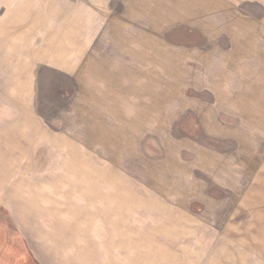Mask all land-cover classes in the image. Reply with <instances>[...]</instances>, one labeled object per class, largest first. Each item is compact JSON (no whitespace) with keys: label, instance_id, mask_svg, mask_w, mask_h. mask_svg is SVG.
<instances>
[{"label":"crops","instance_id":"crops-1","mask_svg":"<svg viewBox=\"0 0 264 264\" xmlns=\"http://www.w3.org/2000/svg\"><path fill=\"white\" fill-rule=\"evenodd\" d=\"M79 1L69 4V10L67 2L59 12L58 27L45 29L42 48L29 44L27 49L38 61H47L51 71L73 75L76 116L81 121L113 116L119 125H99V129L104 128L100 132L91 126L84 133L76 129L79 124L74 130H53L52 119L56 124L62 121L53 117L56 115L50 108L43 116L34 112L31 100L20 104L21 108L17 104L10 123L0 128V203L10 206L16 224L10 239H22L33 249L32 238L19 226L18 218L34 216L37 201H51L46 194L52 183L77 185L81 196L85 186V198L92 202L91 216H108L104 211L100 214L98 203L101 199L111 202L114 193L99 194L97 186L100 178L114 185L115 167L107 164L100 171L97 157L104 145L110 153L131 154L145 148L144 154L157 155L155 160H162L171 171L174 195H181L191 208L196 203L193 207L197 212L227 201L221 193L218 197L213 194L212 185L235 193V198L228 200L231 208L238 209L233 214L241 209H263L264 177L259 180L258 167L264 154V11L241 16L236 24L227 23L225 32L231 48L226 49L219 40V30L212 29L205 18L198 20L206 17L211 0H153V17L147 15L146 0L134 1L133 5L130 0L121 12L104 1L91 0V21L86 22L84 4ZM163 8L167 14L171 13L168 8L190 10L188 21L199 26H184L175 33L180 35L177 40L190 45L164 46L163 26L168 22L162 18ZM39 13H30L32 31L44 21H53ZM136 21L150 24L152 33L136 29ZM194 29L198 35L190 37ZM62 117L65 120L66 114ZM174 127L185 138L174 140ZM200 128L203 141H199L203 144L190 138ZM147 134L156 136L155 140L146 141ZM210 138L219 143L231 140L234 146L223 150L208 144ZM147 144L153 149L155 145V149H147ZM36 154L42 156L41 167L33 162ZM51 168L56 181L51 180ZM196 171L208 174L209 182L196 176ZM239 176L261 182L263 187L254 185L239 198ZM117 239L119 246L128 248L129 229L119 230ZM80 255L85 262L82 249ZM22 260L5 262L26 264L27 260Z\"/></svg>","mask_w":264,"mask_h":264},{"label":"rangeland","instance_id":"rangeland-1","mask_svg":"<svg viewBox=\"0 0 264 264\" xmlns=\"http://www.w3.org/2000/svg\"><path fill=\"white\" fill-rule=\"evenodd\" d=\"M78 1L0 0V128L3 124L5 129L6 124L10 123L17 104L21 108L27 102L30 103V100L35 113L44 116L50 108L56 115L53 117L62 121L56 124L52 119L50 128L53 130H74L76 124H79L76 129H82L84 133L91 126L95 132H100L105 127H118L119 124L113 120V116L111 119L102 118L101 121L86 118L81 121V117L76 116L74 99L77 87L73 84V75L51 71L47 61H38L27 49L29 44L36 49L42 48L47 33L45 29L58 27L59 12L65 9V4L68 2L66 7L69 10L74 2L81 3ZM82 1L84 21H91V9L88 7L91 0ZM100 1L121 12L130 0ZM134 1L139 0H131L132 5ZM222 1L224 0H211V4L207 2V15L198 17V20L205 18L207 22H211V28L219 30L222 45L230 49L229 37L225 32L227 23L234 24L235 21L236 24V20L241 16L264 11V0H225V3ZM152 2L154 1L146 0L145 10L147 15L151 14L153 17ZM181 9L183 8H168L167 12L171 13L167 14L163 8L162 18L164 22H168L167 26H163L162 34L166 47L173 44L190 45L188 42L181 43L177 40L180 35L175 33L184 26H199L188 21L190 10ZM31 12H42V16L51 17L53 21L47 24L44 21L32 31ZM177 16L182 19H177ZM136 22V29H142L147 34L152 33L150 24ZM35 23L37 25L39 22ZM195 30H191L193 33L190 37H197L198 32ZM62 114H66L65 120ZM95 115L101 116L97 113ZM99 125L104 128L99 129ZM176 130L177 127H174V140L185 138ZM196 133V136L190 138L203 144L199 141L202 129ZM155 138L156 136L147 134L146 141H154ZM209 142L210 145L223 150L234 146V141L231 140L219 143L210 138L207 143ZM148 144L147 149H155V145L153 149V146ZM4 145L3 148H7L6 144ZM106 149V145L99 147L97 159L100 171L107 164L115 167L114 185L106 184V179L100 178L97 187L99 194L114 193L111 202L101 199L98 203L100 214L104 211L109 215H100L98 218L91 216L92 202L85 198V193L88 192L85 186L81 196L77 185L65 183L58 186L52 183L50 192L46 194L51 197V201H37V207L32 212L34 216L18 218L19 226L26 228L32 238L31 250L22 239H10L13 237L11 229L14 231L16 226L13 222L15 218L10 215V206L0 203V259L3 263L7 264L5 261L9 259L22 262L24 258L27 260L26 264H264V208L255 211L241 209L239 213L233 214L232 212L238 209L235 210L233 206L231 208L228 200L235 198V193L228 189L225 192L224 188L212 185L213 194L218 197V193H221L220 196H225L227 201L222 205L211 204L206 210L197 212V207H193L196 203H193L191 208L186 204L187 200H181V195H174L171 171L166 169L162 160H155L157 155H149L148 152L144 154L145 148H140L139 152L133 150L131 154L110 153ZM41 157L38 158V154L33 155V162H38L40 167ZM53 159L51 167L54 164ZM54 171L51 168L52 181H56L53 179ZM258 174L259 180H262L264 154L260 158ZM196 176L209 182V176L204 172L196 171ZM67 181L71 182L69 176ZM238 182L241 188V192L237 194L239 198L245 196L252 186H262L261 182L257 184L247 177L239 176ZM36 194L38 195V191ZM123 197L125 201H122ZM56 198L58 200H55ZM123 227L129 229L128 248L119 246L117 239L119 230ZM81 249L85 254V262L80 257Z\"/></svg>","mask_w":264,"mask_h":264}]
</instances>
